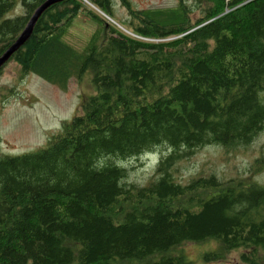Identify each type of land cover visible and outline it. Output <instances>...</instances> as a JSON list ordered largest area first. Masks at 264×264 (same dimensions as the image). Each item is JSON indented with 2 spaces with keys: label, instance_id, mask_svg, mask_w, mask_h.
I'll return each instance as SVG.
<instances>
[{
  "label": "trees",
  "instance_id": "16d2710c",
  "mask_svg": "<svg viewBox=\"0 0 264 264\" xmlns=\"http://www.w3.org/2000/svg\"><path fill=\"white\" fill-rule=\"evenodd\" d=\"M44 1L0 0V55ZM86 2L114 20L112 0ZM120 2L131 36L104 24L72 47L80 13L103 21L64 0L7 61L61 89L89 75L93 93L44 147L0 155V264H190L181 247L208 241L217 248L205 261L236 251L264 264V182L175 177L204 148L247 149L264 134V0H193L194 22L184 0ZM146 155L157 156L154 177L137 185L130 174ZM263 170L264 151L251 172Z\"/></svg>",
  "mask_w": 264,
  "mask_h": 264
},
{
  "label": "rangeland",
  "instance_id": "374dc122",
  "mask_svg": "<svg viewBox=\"0 0 264 264\" xmlns=\"http://www.w3.org/2000/svg\"><path fill=\"white\" fill-rule=\"evenodd\" d=\"M127 1L136 11L170 9L178 4V0ZM184 1L193 11L189 15L190 20L194 22L200 18L201 13L199 9L194 8L193 0ZM81 2L103 23L92 20L85 11L80 13L66 39L72 47L82 49L85 41L104 24L113 25L121 32L130 35L129 24L132 19L120 0H112L111 10L114 20L107 16L113 23L98 13L88 2ZM22 14L23 10L17 7L8 17ZM91 93L93 88L89 83V75L81 80L72 78L66 88L61 89L46 83L32 73L23 75L14 61L7 62L0 73V155H21L44 147L48 139L61 130L62 124L79 111L82 98ZM263 151L264 134L259 135L247 149L224 152L220 148H204L187 161L177 165L176 182L186 185L193 179L207 178L214 174L222 181L253 178L258 183H263L264 170L257 174L251 172L253 163L260 158ZM138 163L140 166L138 165L130 174V181L137 185H145L154 177L157 156H143ZM216 248L215 242L208 241L202 244L185 243L181 251L190 264H237L239 253L236 251L227 253V258L223 261L210 262L202 259L204 253Z\"/></svg>",
  "mask_w": 264,
  "mask_h": 264
},
{
  "label": "water",
  "instance_id": "95a60500",
  "mask_svg": "<svg viewBox=\"0 0 264 264\" xmlns=\"http://www.w3.org/2000/svg\"><path fill=\"white\" fill-rule=\"evenodd\" d=\"M64 0H45L40 6H38L34 12L30 15L27 23L22 31L19 33L15 41L0 55V69L10 59V57L21 47L30 37L32 30L41 16V14L49 8L51 5L62 2ZM86 2V1H85ZM96 9V8H95ZM98 13L110 20L104 13L96 9ZM111 21V20H110ZM112 22V21H111ZM113 23V22H112ZM124 31V30H122Z\"/></svg>",
  "mask_w": 264,
  "mask_h": 264
},
{
  "label": "flooded vegetation",
  "instance_id": "af4514ba",
  "mask_svg": "<svg viewBox=\"0 0 264 264\" xmlns=\"http://www.w3.org/2000/svg\"><path fill=\"white\" fill-rule=\"evenodd\" d=\"M217 261H218V260H217ZM189 262H190V261H189ZM210 262H213V261H210ZM191 263H192V262H191ZM237 264H241L239 260L237 261Z\"/></svg>",
  "mask_w": 264,
  "mask_h": 264
},
{
  "label": "built area",
  "instance_id": "2783aa9c",
  "mask_svg": "<svg viewBox=\"0 0 264 264\" xmlns=\"http://www.w3.org/2000/svg\"><path fill=\"white\" fill-rule=\"evenodd\" d=\"M81 1L85 2L86 0H81Z\"/></svg>",
  "mask_w": 264,
  "mask_h": 264
}]
</instances>
